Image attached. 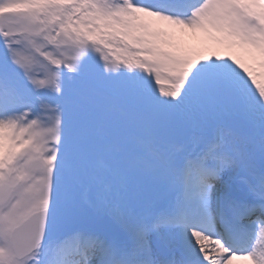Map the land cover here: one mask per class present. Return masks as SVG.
Instances as JSON below:
<instances>
[{
	"label": "snow or ice",
	"instance_id": "snow-or-ice-1",
	"mask_svg": "<svg viewBox=\"0 0 264 264\" xmlns=\"http://www.w3.org/2000/svg\"><path fill=\"white\" fill-rule=\"evenodd\" d=\"M0 264H264V0H0Z\"/></svg>",
	"mask_w": 264,
	"mask_h": 264
}]
</instances>
